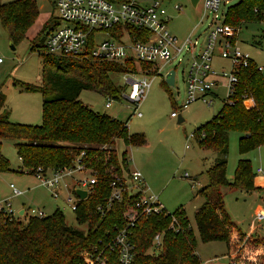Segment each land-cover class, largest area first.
I'll list each match as a JSON object with an SVG mask.
<instances>
[{"label":"trees","instance_id":"obj_1","mask_svg":"<svg viewBox=\"0 0 264 264\" xmlns=\"http://www.w3.org/2000/svg\"><path fill=\"white\" fill-rule=\"evenodd\" d=\"M36 16L34 0L0 4V23L12 45L25 37ZM262 20L264 0H238L225 7L222 17L223 23L238 28L242 22ZM56 23L54 20L50 24L48 20L30 40V50L41 54L40 82L13 81L20 91L40 95L41 122L9 121L4 95L0 93V170L8 169V160L1 152L3 138L13 139L22 164L19 172L33 174L37 167L41 171L53 170L73 166L77 161L89 168L96 179L73 209L76 222H84L86 228L66 225L59 208L25 220L0 213V264H84L81 254L88 250L104 257V264H118L117 250L109 245L114 233L130 221L132 224L126 226L132 244L130 264H202L194 252V238L182 204L172 211L163 208L140 214L135 209L139 192L130 194L123 190L120 199L107 200L109 181L128 175L126 150L117 155L113 147L115 138H121L124 144H141L145 138L142 133L127 132V120L120 122L94 111L78 99L82 90H89L118 100L122 86L114 83L112 76L137 67L149 71L150 65L96 61L90 55L48 54L43 45L45 31ZM130 31L136 33L137 29ZM230 131L240 133L239 152L264 143V80L249 60L246 66L238 68L232 94L222 100L211 119L190 132L199 147L216 153L205 169L207 183L197 189L204 199L193 212L195 227L200 240H222L226 245L228 232L236 225L223 207L219 187L264 190L254 184L255 172L248 158L239 157L232 178H226Z\"/></svg>","mask_w":264,"mask_h":264},{"label":"rangeland","instance_id":"obj_2","mask_svg":"<svg viewBox=\"0 0 264 264\" xmlns=\"http://www.w3.org/2000/svg\"><path fill=\"white\" fill-rule=\"evenodd\" d=\"M11 0H0V4ZM224 1V0H223ZM218 8V19L221 20L227 5L238 0H225ZM37 8V16L27 29L25 37L10 48L11 42L5 28L0 23V93L4 95V105L8 110V120L23 124H39L41 122V98L38 93L20 91L13 81H21L29 84L40 82L41 54L36 50H30V40L42 29V25L49 20L50 24L56 20V12L53 0H34ZM178 4L181 9L173 11L172 6ZM169 14L166 21L167 31L181 41L190 31L191 38H197L201 43L210 27L207 24L212 13L206 11V17H202V8L198 2L195 7L188 0H170L165 4ZM237 27V26H235ZM100 38H106L100 34ZM240 52L247 54L249 61L254 66H260V75L264 80V20L242 22L235 40H233ZM215 47L211 57V67L219 72L230 70L229 59L220 58ZM182 61L165 64L158 75H153L149 89L145 97L138 104L137 110L140 116L131 115L130 104L120 95L118 100L111 99L110 106L105 107V96L95 91L82 90L78 99L89 108L103 113L111 118L123 122L126 121L127 132L142 133L145 141L141 144H124L121 138H115L113 147L117 155L122 149L126 150L127 166L138 168L142 172L143 185L146 193L156 195L158 202L166 211H172L178 204H182L185 217L190 225L194 238V252L202 264H226V245L222 240L202 241L198 236L193 220V212L204 197L197 189L207 183L206 167L212 162L216 153L208 148L199 147L190 132L196 127L212 118L221 106L226 96L222 87L213 90L216 97L206 104L204 100L197 99L182 107L185 97V72L186 53L182 54ZM174 68V83L165 84L163 72ZM147 78H151L148 76ZM112 80L127 90L121 76L113 75ZM165 82V83H164ZM124 85V86H123ZM179 113L181 121L177 122V116L171 117L170 112ZM128 117V119H127ZM240 133L228 132L225 176L231 179L235 163L239 157L249 159L252 171L261 167L262 171L255 172L253 182H264V143L254 148L239 152L237 139ZM13 139L1 140V152L8 160V169L0 170V198L10 197L12 208L41 207L47 214L55 208H59L66 225L85 230L84 222H76L64 195L73 196L75 187L73 178L65 176L57 197L50 194L49 190L40 184L39 180L31 173L19 172L22 169L20 159L17 157L12 145ZM90 169L79 172L74 171L73 177L89 174ZM9 183H12L19 194L11 195ZM264 187V186H262ZM222 192L223 207L230 218L240 228H246L249 223L254 224L252 231L240 232L235 227L228 232V240L231 245L230 264H264V237L256 228L264 226V219L255 220V212L264 209V190H245L242 188H229L220 186ZM11 195V196H10ZM21 220L26 215H19ZM229 249V248H228ZM89 251V250H88ZM83 253V263H90L93 256L89 252ZM98 253L94 252V256ZM88 261V262H86Z\"/></svg>","mask_w":264,"mask_h":264},{"label":"built area","instance_id":"obj_3","mask_svg":"<svg viewBox=\"0 0 264 264\" xmlns=\"http://www.w3.org/2000/svg\"><path fill=\"white\" fill-rule=\"evenodd\" d=\"M170 0H53L56 12V24L45 31L43 45L44 51L56 56L85 57L90 55L96 61H108L124 64L132 61L135 64L150 65V70L136 68L134 71L120 73L127 90L122 87L120 95L130 104L131 115L140 116L137 110L138 104L145 97L153 75H158L162 67L167 63H178L182 61V54L186 53V72L184 78L185 97L182 107H186L192 101L206 98L205 103L209 104L212 97H216L213 89L217 86L226 91L227 98L233 92V85L236 81V72L239 67L248 63V56L240 52L233 40H235L238 27L223 23L218 19V8L224 0H198L202 8V17L205 12H211L207 27H210L207 34L199 43L197 38H191L190 31L181 41L170 34L166 29V21L169 14L165 4ZM178 4L172 6L173 11H179ZM224 12V11H223ZM130 28L137 29L132 33ZM104 34L106 38H100ZM217 47V54L220 58L229 59L230 70L224 69L216 72L210 64L213 51ZM261 71L260 66H256ZM173 83H174V68ZM169 70L163 72V78H167ZM151 76V78H147ZM123 85V86H124ZM110 97H105L104 106H110ZM179 113L170 112L171 117ZM85 166L78 161L73 166H62L57 169H46L41 171L36 168L33 175L40 184L46 187L50 194L57 197L61 185L65 186L63 178H73L75 187L88 188L94 183V174H83L73 177L74 171H83ZM88 169V168H87ZM262 171L256 167L254 172ZM11 195L20 193L12 183H9ZM109 194L107 200L120 199L122 191L127 193L139 192V199L135 203V209L140 214L159 212L163 209L158 202L156 195L146 193L143 185V177L136 168L128 170V175H120L109 181ZM73 191V190H72ZM10 195V196H11ZM78 197L73 191L64 195L71 210L75 208ZM21 210V213H18ZM0 213L19 217V215L40 217L46 213L41 207H28L26 209H13L10 197L0 198ZM264 219V211L258 209L255 212V220ZM117 230L111 238L110 248L117 250L118 264L131 263L132 244L127 238V225ZM157 241V233L154 234ZM93 256V260L86 264H104V257ZM88 262V261H86Z\"/></svg>","mask_w":264,"mask_h":264},{"label":"crops","instance_id":"obj_4","mask_svg":"<svg viewBox=\"0 0 264 264\" xmlns=\"http://www.w3.org/2000/svg\"><path fill=\"white\" fill-rule=\"evenodd\" d=\"M217 87H219V86H217ZM217 87H215V88H217ZM214 88V89H215ZM213 89V90H214ZM128 167V166H127ZM128 168H130V167H128ZM136 169H138V168H136ZM139 171H140V169H138ZM255 171V170H254ZM140 173H142L141 171H140ZM143 179H144V176H143ZM258 186H264V182H261V181H256L255 182ZM257 191H260V190H258V189H256ZM19 209H21V208H19ZM262 209V208H261ZM263 211H264V209H263ZM235 223V222H234ZM236 225V224H235ZM255 225L254 224H252V223H249L248 225H247V227L246 228H240L239 226H235V228L236 229H238V230H240V232H247V233H249L250 231H252V229H253V227H254ZM256 231L261 235V236H263L264 237V226L262 225V226H259V227H257L256 228ZM230 241L231 240H228V244L226 245V254H224V255H226V258H227V263L226 264H229V262H230V260H229V258H230V256L232 255L231 254V245H230ZM229 248V249H228Z\"/></svg>","mask_w":264,"mask_h":264},{"label":"water","instance_id":"obj_5","mask_svg":"<svg viewBox=\"0 0 264 264\" xmlns=\"http://www.w3.org/2000/svg\"><path fill=\"white\" fill-rule=\"evenodd\" d=\"M189 1V4L192 6V7H195L196 4L198 3V0H188ZM11 49H13V45L11 44L10 46ZM167 78H165V82L166 84L168 85H172L173 84V70H169L168 74H167ZM177 122L181 121V117L180 115L178 114L177 115ZM73 191L75 192V194L78 196V197H84L85 194H86V190L84 188H80V187H74L73 188ZM18 213H21V210L18 212Z\"/></svg>","mask_w":264,"mask_h":264}]
</instances>
